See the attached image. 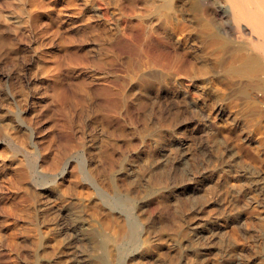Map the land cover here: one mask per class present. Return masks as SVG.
Returning <instances> with one entry per match:
<instances>
[{
	"label": "rangeland",
	"instance_id": "374dc122",
	"mask_svg": "<svg viewBox=\"0 0 264 264\" xmlns=\"http://www.w3.org/2000/svg\"><path fill=\"white\" fill-rule=\"evenodd\" d=\"M193 1L172 2L196 23L206 7ZM138 2L0 0L14 38L0 48V264H264V165L254 176L237 84L198 38L160 45L136 18L123 27ZM123 173L136 178L131 212L114 202ZM76 218L89 224L78 241Z\"/></svg>",
	"mask_w": 264,
	"mask_h": 264
},
{
	"label": "bare ground",
	"instance_id": "6f19581e",
	"mask_svg": "<svg viewBox=\"0 0 264 264\" xmlns=\"http://www.w3.org/2000/svg\"><path fill=\"white\" fill-rule=\"evenodd\" d=\"M172 1L173 0H141V3L138 2V4H140L139 10L134 8L132 10L131 14L130 13H124V14L121 13L120 14L121 19H122L121 23L124 24L123 27L130 26V24L125 26V23L128 20H131L128 18H130V17L136 18V20L139 21L138 29H137L138 34L142 35L146 40H147V38L149 39L151 36H155L156 39L158 40L157 43L160 45L165 43V40L168 39V36L175 35V34L177 36L179 35V37L181 36L184 39L187 36L188 37L193 36V37L199 39L202 50L204 51L203 53L212 59V64H210L211 67H209V68H212V66H213L212 69L217 68L218 69L217 71H220L223 74L225 73L226 75L229 76V78L233 82H235L237 84V86H236L237 87V97H236L237 98V110L240 114L241 113L243 115L246 114L247 117L250 116L249 121H251L250 123H251V128H252V133H253V140L255 143L254 148L256 149L251 154L252 159H253L255 166H256L255 170H254V173H255L254 176L259 178V176L262 173L261 171L263 170L262 166L264 165V0H194L193 1L194 4L206 7L205 14L202 17H200L196 23L188 22L187 18L185 17L186 18L185 19L184 16L182 15L181 8H179L178 5H173L174 3ZM133 6H135V5H133ZM99 8H100V13L104 18H107V19L111 18V13H110L111 11H109L108 7H106V6L100 7L99 6ZM135 24H137V23H135ZM135 24L133 26H136ZM125 30L123 31V28H122V31H123L122 33H124ZM120 31H121V29H120ZM188 40H189V38H188ZM197 43H199V42H197ZM173 44H175V42H173ZM12 45H14V38L11 37L10 34H5L3 32H0V48L11 47ZM183 49H185V48H183ZM141 72L143 73V71H141ZM148 72H150V71L148 70ZM206 72L207 71L205 70V73ZM144 75H147V74H144ZM149 75H150V73H149ZM150 76H152V75H150ZM145 79H146V77H145ZM211 79H212V77H211ZM152 81L154 82L155 79ZM156 81H158V80H156ZM153 82H152V84H153ZM216 92H217V90H216ZM218 92H219V90H218ZM220 92H221V90H220ZM224 92H225V89H224ZM215 94H217V93H215ZM218 97H220V94ZM234 100H235V98H234ZM194 107L196 108V106H194ZM218 110H219V112L222 111V109H218ZM239 119H241V118L239 117ZM245 119H246V117H245ZM242 122H243V120H242ZM243 125H245V123ZM251 128H250V130H251ZM249 132H251V131H249ZM156 134H158V133H156ZM239 143H241V142H239ZM61 158H62L61 154L55 155L54 167H56V168L59 167V165L61 163ZM152 166H153V162H152ZM253 166H254V164H253ZM125 171H126V169H125ZM150 172H152V171H150ZM103 173L104 172L102 171V174ZM127 174H129V173H127ZM127 174H125V173L122 174L123 178H122V180H120L121 182L119 184H118L119 181L115 182V179L112 180V183L111 182H109V183H111V185H113V187L118 188V189H120V187H122L121 190L124 191L122 194L125 195V198L123 199L122 203H120L121 201H114V202H115V204L117 203L125 211L128 212L131 208H135V206H133L132 204H133V201L138 198L137 197L138 195L136 193H134L136 191L134 189V185L136 183L135 182L136 178L134 179V178L130 177V175L128 176ZM110 175L112 176V174L110 173L108 175L109 178H111ZM115 175H117V174H115ZM148 175L150 176V174H148ZM262 175H263V173H262ZM96 176H98V175H96ZM101 176L102 175H100V178H101ZM156 176L154 177V179L156 178ZM119 177H120V175H119ZM97 178H94V179L96 180ZM114 178H116V177H114ZM260 178H261V176H260ZM262 178H263V176H262ZM104 179H105V177H104ZM158 181H160V179ZM258 181H259V179H258ZM54 182H56V179L54 180ZM141 183H140V185H141ZM160 185H162V184L160 183ZM152 186H154V185L152 184ZM111 188H112V186H111ZM160 188L162 189V187H160ZM153 189L155 190L154 187H153ZM114 191H115V189H114ZM142 192H144V191H142ZM142 192L138 191L137 193L144 195V193H142ZM118 193H120V192H118ZM151 198H152V196H151ZM112 203H113V201H112ZM134 205H136V204L134 203ZM141 207H142V205H141ZM141 207L139 206V208H141ZM154 207H151V208H154ZM136 209H137V207H136ZM129 212H131V211H129ZM150 212H151V210H150ZM132 214H134V213H131L130 216H132ZM151 214H152V212H151ZM137 215H139V214H137ZM141 217H142V215H141ZM134 221H133L134 224L131 226V230H130L131 232L128 230L130 232V234L126 235V237H129V238L132 237V239H134L133 236L135 234V227L137 225V221H139V220L136 219ZM140 221H141V219H140ZM133 222H131V223H133ZM88 225L85 226L84 222L81 221L79 218L73 219L71 222V226H73V227L70 226V228H73V229L69 233V237L71 239H74L77 241L80 239L82 240V235H81L79 230H81L82 228L88 229L87 228ZM140 225L141 224H139L138 226L140 227ZM192 227H194V226H192ZM138 229H136V230H138ZM191 231H193V230H191ZM194 231H196V230H194ZM129 232H127V233H129ZM137 232H139V230ZM84 235H85V238L88 240H94V239L98 238L97 234L95 232H92V231H89V232L85 233ZM105 236H106V233H105ZM137 236L139 237V235H137ZM114 237H113V239H114ZM117 238H119V237H117ZM121 238L122 237L120 236V239ZM101 239H103V238H101ZM98 242L96 243L97 247H99L101 245V244H99V246H98ZM101 255H102V252H101ZM104 259L105 258L102 259L99 256L98 258L95 257L93 261L95 262L94 264H103V261L106 260V259L105 260ZM107 263H109V262H107ZM104 264H106V263H104Z\"/></svg>",
	"mask_w": 264,
	"mask_h": 264
}]
</instances>
